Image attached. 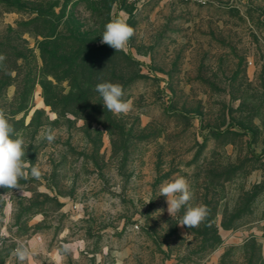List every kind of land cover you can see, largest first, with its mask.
Listing matches in <instances>:
<instances>
[{"label":"rangeland","instance_id":"rangeland-1","mask_svg":"<svg viewBox=\"0 0 264 264\" xmlns=\"http://www.w3.org/2000/svg\"><path fill=\"white\" fill-rule=\"evenodd\" d=\"M0 56V109L41 173L0 188V264H264V0H0ZM180 176L198 227L159 195Z\"/></svg>","mask_w":264,"mask_h":264},{"label":"clouds","instance_id":"clouds-1","mask_svg":"<svg viewBox=\"0 0 264 264\" xmlns=\"http://www.w3.org/2000/svg\"><path fill=\"white\" fill-rule=\"evenodd\" d=\"M134 28L128 24L126 14L113 17L104 27L101 35V43L115 49L116 52L124 51L129 41L134 36ZM4 57L0 56V60ZM95 90L102 97L104 107L113 114H127L131 110V102L124 99V88L119 83L101 82ZM55 131L48 129L46 139L51 142L55 138ZM29 145L25 143L24 137L16 132L13 125L3 109H0V188L16 189L22 193L21 179H26L30 174L32 177L40 176L38 165H33L26 157ZM159 195L166 198L167 212L171 217L176 216L182 209L184 214L178 225L187 228L198 227L208 217L210 209L206 205L192 206L193 191L189 181L180 176L174 180L161 185ZM7 193L0 195L6 197ZM150 201H146L147 204ZM164 210H158L160 215Z\"/></svg>","mask_w":264,"mask_h":264},{"label":"built area","instance_id":"built-area-1","mask_svg":"<svg viewBox=\"0 0 264 264\" xmlns=\"http://www.w3.org/2000/svg\"><path fill=\"white\" fill-rule=\"evenodd\" d=\"M129 2H136L137 0H128ZM178 4H192L200 7L217 6L218 0H174Z\"/></svg>","mask_w":264,"mask_h":264}]
</instances>
